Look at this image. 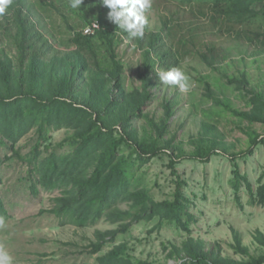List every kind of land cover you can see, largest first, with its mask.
Masks as SVG:
<instances>
[{
    "label": "rangeland",
    "instance_id": "374dc122",
    "mask_svg": "<svg viewBox=\"0 0 264 264\" xmlns=\"http://www.w3.org/2000/svg\"><path fill=\"white\" fill-rule=\"evenodd\" d=\"M31 14V22L49 41V54H64L71 49L74 32L85 28L89 21L101 17L105 22L109 9L102 0H83L80 8L73 9L70 0H20ZM16 0L0 15V48L16 55L11 46V34L17 29L12 17ZM261 17L255 22L236 24L203 0L182 3L178 0H151L145 11L147 23L143 37H132L120 30L116 34L118 58L124 63V85L129 91L142 87L140 74L146 59V38L152 32H161L164 49L177 50L169 60L170 68H177L188 77L186 91L179 86L164 84L156 72L166 71L155 64L153 69L154 99L145 109L148 118L164 119V102L172 103L173 115L169 120V137L185 141L191 148L190 138L197 136L203 124L216 125L220 135L236 150H247L248 135L252 128L264 135V124H250L224 110L206 96L208 83L213 94L232 107L247 110L245 90L238 80L246 79L248 88L264 92V6L256 5ZM212 53L215 67L209 66L201 57ZM154 56L155 54L152 53ZM155 59L157 57L155 56ZM73 131H52L50 139L39 147L44 154L57 147ZM36 128L24 136L11 149H0V197L9 212V218L0 226V249L9 253L12 264H99L98 256L107 253L116 245L126 243L127 252L135 259L152 264H175L181 254L177 249L190 237L203 240L208 248L220 250L223 255L239 260L249 256L236 252V236L251 255L257 256L263 248L256 242L257 231L264 232V206H252L249 193L242 188L237 193L231 185L234 165L223 155H213L208 162L185 159L177 164L180 179L186 184L183 191L190 197L189 211L194 215L190 231L169 225L159 218L134 222L123 231L120 221L112 223L102 218L95 225L78 227L61 225L59 219L48 212L52 199L59 190L47 191L39 186L33 194L29 180L30 165L22 158L27 156L37 143ZM8 141L7 139H5ZM11 145L12 143L9 142ZM169 156L161 154L152 159L139 172L143 186L147 187L157 201L173 199L177 177L172 173ZM238 165L242 174L255 185L264 174V144L253 153L241 157ZM122 209L129 205L123 203ZM130 219L126 220L127 222ZM118 229L116 239L107 242L99 252H93V243L98 241L96 232Z\"/></svg>",
    "mask_w": 264,
    "mask_h": 264
},
{
    "label": "trees",
    "instance_id": "16d2710c",
    "mask_svg": "<svg viewBox=\"0 0 264 264\" xmlns=\"http://www.w3.org/2000/svg\"><path fill=\"white\" fill-rule=\"evenodd\" d=\"M203 1L236 24L255 22L262 16L255 6H264V0ZM16 3L21 4L13 6L11 17L17 29L16 34H11L16 55L0 48V149L13 150L20 139L36 128L37 143L22 158L30 165V189L35 195L39 186L60 192L52 199L53 206L41 212L53 214L61 225L86 227L107 218L112 223L123 221L121 228L126 231L134 222L159 218L190 231L189 225L195 219L189 211L192 200L182 189L186 182L180 179L176 166L185 159L208 162L213 155H223L233 163L231 185L240 205L238 193L245 188L250 205L264 206V174L255 186L238 165L241 157L264 144V135L252 128L245 130L247 150L237 151L235 145L220 135L216 125L204 123L197 136L190 138L191 148L187 149L185 141L168 136L173 115L170 101L164 102V119L149 118L146 124L138 126L148 118L145 109L154 99L155 64L171 69L169 60L178 55L177 50L162 48L165 45L161 43V32L147 35L146 59L140 74L142 87L129 91L124 85V63L115 47L116 34L122 30L118 25L101 17L89 21L88 25L99 24L94 34H85V28L76 31L71 40L73 49L64 54H49L52 50L49 41L35 29L22 1ZM201 57L215 67L212 53H202ZM238 82L239 88L245 90L247 110L216 98L208 83L206 96L242 121L264 124V92L248 88L246 79ZM61 129L73 133L44 154L49 148L42 151L41 144L50 139L52 131ZM161 154L169 156L168 167L177 177V188L173 199L157 201L143 186L138 172ZM123 203L129 208L122 209ZM8 218V209L0 197V226ZM119 232L118 229L97 231L93 252L114 241ZM255 240L263 248L257 256L251 255L236 236V252L249 256L248 260H239L190 237L177 249L181 254L175 264H264V232L258 230ZM127 249L126 243L118 244L98 256V263L152 264L135 259Z\"/></svg>",
    "mask_w": 264,
    "mask_h": 264
},
{
    "label": "clouds",
    "instance_id": "9594fccd",
    "mask_svg": "<svg viewBox=\"0 0 264 264\" xmlns=\"http://www.w3.org/2000/svg\"><path fill=\"white\" fill-rule=\"evenodd\" d=\"M12 2L13 0H0V15L6 12ZM82 2L83 0H70V6L78 9ZM102 4L109 9V21L132 37H143L147 23L145 11L151 7V0H102ZM156 73L164 84L179 86L182 91L189 87L188 77L180 69L171 68ZM0 264H12V257L3 249H0Z\"/></svg>",
    "mask_w": 264,
    "mask_h": 264
},
{
    "label": "built area",
    "instance_id": "2783aa9c",
    "mask_svg": "<svg viewBox=\"0 0 264 264\" xmlns=\"http://www.w3.org/2000/svg\"><path fill=\"white\" fill-rule=\"evenodd\" d=\"M99 28V24L97 22H93L91 25H88L84 29L85 34H94L96 29Z\"/></svg>",
    "mask_w": 264,
    "mask_h": 264
}]
</instances>
